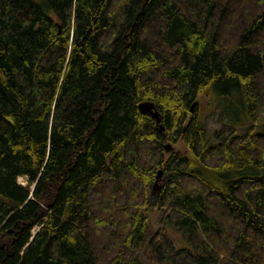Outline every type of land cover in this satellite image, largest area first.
I'll use <instances>...</instances> for the list:
<instances>
[{"label":"trees","instance_id":"1","mask_svg":"<svg viewBox=\"0 0 264 264\" xmlns=\"http://www.w3.org/2000/svg\"><path fill=\"white\" fill-rule=\"evenodd\" d=\"M263 120L264 0H0V264H264Z\"/></svg>","mask_w":264,"mask_h":264},{"label":"rangeland","instance_id":"2","mask_svg":"<svg viewBox=\"0 0 264 264\" xmlns=\"http://www.w3.org/2000/svg\"><path fill=\"white\" fill-rule=\"evenodd\" d=\"M237 101L235 98L228 100V99H218L212 93L202 94L200 96L199 102V117L201 123L207 130L208 139L210 143H216L217 132H220L222 129L225 128H236L238 132H244L248 129L253 123L242 113H238L235 109H233L230 105L236 104ZM240 116V117H239ZM239 120L238 122H236ZM264 126V120L259 123L255 124L254 127L260 130ZM179 148L184 150L183 145H179ZM259 171L261 174L257 175L264 176V168L261 169H254ZM19 183L26 185L27 180L25 177L19 178ZM157 197L154 195L151 197L150 201L152 204H155ZM163 224L161 220V211L154 208L152 209L151 213L149 214V237L147 241V247L141 256L140 262L141 264H157L152 255V250L149 247V239L155 237L157 234L162 233ZM165 233L168 234L171 238L174 239L175 243L177 244L178 248H188L189 243L187 239H184L182 234L177 232L172 226H169Z\"/></svg>","mask_w":264,"mask_h":264},{"label":"water","instance_id":"3","mask_svg":"<svg viewBox=\"0 0 264 264\" xmlns=\"http://www.w3.org/2000/svg\"><path fill=\"white\" fill-rule=\"evenodd\" d=\"M139 108L143 112L150 113L158 122H160L159 113L154 110V104L153 103H151V102H141L139 104ZM166 148L169 150L170 149V145H166ZM160 175H161V171L158 172L157 178H159ZM157 184H158V181L156 180L154 182V184H153V187H152L151 197H153L154 195L156 197L158 196V192L160 191L161 188H158Z\"/></svg>","mask_w":264,"mask_h":264}]
</instances>
